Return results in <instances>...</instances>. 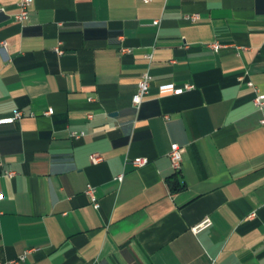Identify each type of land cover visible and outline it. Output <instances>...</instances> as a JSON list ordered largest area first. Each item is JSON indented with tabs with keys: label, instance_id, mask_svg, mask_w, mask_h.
Instances as JSON below:
<instances>
[{
	"label": "crops",
	"instance_id": "0c3cea01",
	"mask_svg": "<svg viewBox=\"0 0 264 264\" xmlns=\"http://www.w3.org/2000/svg\"><path fill=\"white\" fill-rule=\"evenodd\" d=\"M18 2L0 0V262L264 264V0H34L23 23Z\"/></svg>",
	"mask_w": 264,
	"mask_h": 264
},
{
	"label": "built area",
	"instance_id": "2783aa9c",
	"mask_svg": "<svg viewBox=\"0 0 264 264\" xmlns=\"http://www.w3.org/2000/svg\"><path fill=\"white\" fill-rule=\"evenodd\" d=\"M33 1L34 0H19V2L17 3V10L14 14V18L18 22L23 23L29 18L30 8L33 4ZM144 1L150 2L152 0H144ZM187 18L191 19V20H196L198 18V15H189V16H187ZM153 23L155 25H159L160 20L156 19L153 21ZM6 46H7L6 41H2L1 47L5 48ZM208 46L215 52H218L223 47V45L219 42L210 43ZM55 50L58 54L63 53V50L59 46L56 47ZM149 58H151V57H149ZM151 80H152V76H151L149 71H145L140 76V78L138 80L137 91L133 95V98H132L133 106L136 109H140L142 103L144 102L145 96L149 94L150 86H151ZM248 85L254 87V84L251 81L248 82ZM192 87L193 86H191V85H186L185 87L174 88V89H172V92L174 94H181L187 89H192ZM254 104L259 110H262L264 108V93H259V92L257 93V95L254 99ZM14 114H15V117L17 119H21L23 116V113L20 110L15 111ZM46 114H48V115L53 114V109L52 108L48 109ZM262 123H264V119H262ZM72 135L74 136L75 139H79L84 135V133L83 132H80V133L79 132H73ZM183 152H184L183 147H181L177 143H172L171 149L169 152V158L171 161L172 168L174 169V171L176 173H179L181 170V164H182V160H183ZM101 160H102V156L100 154L94 153L91 155V161L92 162L97 163ZM148 163H149V159L146 157H136L132 160V164L135 167H143V166L147 165ZM6 175H8L9 177H14L16 175V172L8 170V171H6ZM122 179H123V175H120L118 177V180L121 181ZM86 193L90 196L91 203H92L93 207L95 209H98L100 205H99V201H98V198L96 195V189L93 186L88 185L87 189H86ZM1 197H2V195H0V198ZM211 224H212L211 219L206 218L203 221H201L200 223L194 225L192 227V231L194 233H199L200 231L211 226ZM25 259H26V255L24 254V255H21L17 259H12L10 261L0 262V264H17L20 261H25Z\"/></svg>",
	"mask_w": 264,
	"mask_h": 264
},
{
	"label": "trees",
	"instance_id": "16d2710c",
	"mask_svg": "<svg viewBox=\"0 0 264 264\" xmlns=\"http://www.w3.org/2000/svg\"><path fill=\"white\" fill-rule=\"evenodd\" d=\"M168 181H169V185L171 187V190L173 192L180 191L184 188V185H183V183H181L178 174H175L172 177H170L168 179Z\"/></svg>",
	"mask_w": 264,
	"mask_h": 264
}]
</instances>
